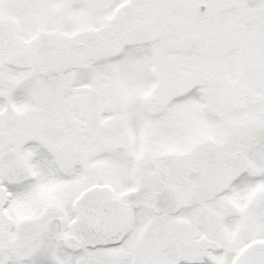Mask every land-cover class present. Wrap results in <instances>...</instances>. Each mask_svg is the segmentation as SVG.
Here are the masks:
<instances>
[{
	"label": "snow or ice",
	"instance_id": "1",
	"mask_svg": "<svg viewBox=\"0 0 264 264\" xmlns=\"http://www.w3.org/2000/svg\"><path fill=\"white\" fill-rule=\"evenodd\" d=\"M0 264H264V0H0Z\"/></svg>",
	"mask_w": 264,
	"mask_h": 264
}]
</instances>
